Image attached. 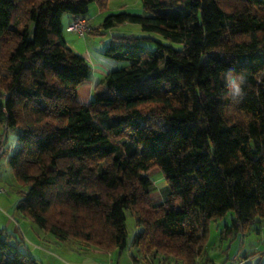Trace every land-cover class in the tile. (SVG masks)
<instances>
[{
	"label": "trees",
	"instance_id": "trees-1",
	"mask_svg": "<svg viewBox=\"0 0 264 264\" xmlns=\"http://www.w3.org/2000/svg\"><path fill=\"white\" fill-rule=\"evenodd\" d=\"M140 1L141 13L104 15L99 27L143 34H111L104 55L125 64L82 102L91 66L67 44L64 17L89 19L107 0H0V144L22 187L15 210L81 249L212 264L209 222L234 213L224 239L264 221V0ZM228 70L243 74L242 97L228 95ZM126 210L139 228L130 241ZM22 242L0 227V264H38Z\"/></svg>",
	"mask_w": 264,
	"mask_h": 264
},
{
	"label": "rangeland",
	"instance_id": "rangeland-1",
	"mask_svg": "<svg viewBox=\"0 0 264 264\" xmlns=\"http://www.w3.org/2000/svg\"><path fill=\"white\" fill-rule=\"evenodd\" d=\"M141 9V1L140 0H107L105 10L101 12V16L97 17V12H100L97 5L95 3H91L89 5V11L88 15L89 17H92V24L94 26H98L101 24L102 19L105 14L108 13H117L121 11H130V12H138V10ZM123 26V25H117V27H111V28H103L99 27V31L95 33L89 34V42L91 50L96 51L99 50L98 42L100 40L106 42L103 45V49L101 50V55L104 57V50L107 45V39L109 36H111L112 33H130L134 35H140L143 34L140 30V27L138 24H129ZM88 34V33H87ZM160 40L168 43L161 37H158ZM101 44V43H100ZM150 48H152V45H149ZM112 62H117L119 66L124 65L125 62L121 61H115L113 59H110ZM116 63V64H117ZM12 138H14L16 135L14 132H10ZM9 143H11L9 141ZM4 157V156H3ZM2 157V159H3ZM1 165L5 170L4 172V179H5V191L0 193L1 196H18V191L22 189L21 185H18L16 181L14 180V177L12 173L9 171L8 165L2 162ZM11 174V175H10ZM146 175L154 180L156 189L160 190V192H155L152 194L154 201H157V199L160 198L162 194V190L164 189V186L166 185V182L164 181V178L162 174L159 172L157 167H152L146 172ZM10 176L12 178H10ZM18 190V191H17ZM126 219H125V227L128 231L129 237L128 240L132 238L134 233H136L139 228H137L134 217L132 216L131 212L129 210H126ZM234 218V213L232 211H228L226 215H224L221 218H217L209 222L208 225V236L206 237V248H205V255L208 256L212 264H228L230 261V257L234 254H237L238 257L244 261L243 264H264V221L255 219L252 221L246 232L244 233H238L233 238H220L221 231L225 228V225H230L232 222V219ZM42 231V230H41ZM44 232V231H42ZM49 236H52L50 233H47ZM63 246H51V252L50 253H41L40 256L37 254V252L32 251V247H30L31 255L35 258H37L38 264H52L55 262L53 251L54 249L66 252L69 251V245L68 243L63 242ZM66 244V245H65ZM76 245V244H75ZM78 246V245H77ZM22 250L24 248H21ZM68 249V250H67ZM245 255V256H243ZM143 256H147V259ZM138 259L140 262L137 264H180L177 263L173 258H164L161 255H158L157 257L153 258L150 254L142 255L141 251L137 250L134 247H127L120 258L121 264H129L132 262V258ZM204 256L199 257L198 264H204L203 263ZM128 261V263L126 262ZM205 264H209L206 262Z\"/></svg>",
	"mask_w": 264,
	"mask_h": 264
},
{
	"label": "crops",
	"instance_id": "crops-1",
	"mask_svg": "<svg viewBox=\"0 0 264 264\" xmlns=\"http://www.w3.org/2000/svg\"><path fill=\"white\" fill-rule=\"evenodd\" d=\"M141 9L135 13H141ZM101 16V12H97V17ZM64 30L63 34L67 44L75 51L80 53L84 56L87 63L91 66V76L81 82L77 87V95L80 101L88 102L92 96V90L95 84L102 79L106 73L119 66L117 62H112L106 55L103 57L101 54V50L103 49L104 41L100 40L98 42L99 50L96 51L91 50L89 42V32L85 36H79L75 33L69 32L66 30V25L68 22L69 17H64ZM92 28L96 27L92 24V17L90 16L88 19ZM126 26L127 23L120 24V26ZM117 27V26H114ZM124 33V32H121ZM113 34V33H112ZM110 38V36H109ZM107 39V42L109 40ZM101 43V44H100ZM117 63V64H116ZM7 145L9 146L8 154L13 153L17 147V143L15 137L12 138L11 133L8 134L7 137ZM9 141L11 143H9ZM5 163V156L3 159H0V184L5 188V179H4V172L5 168L1 165ZM7 165V164H6ZM10 171V169H9ZM11 173V171H10ZM11 175V174H10ZM10 178H12L10 176ZM15 180V179H14ZM18 184V183H17ZM19 185V184H18ZM6 190V189H5ZM18 191V190H17ZM19 192V191H18ZM155 192H160V190L156 189ZM18 196H1L0 194V227L4 228L8 232L12 233L17 239L22 240L21 248L23 250L28 251L30 254V247H32V251L37 252L40 256L42 253H50L51 246H63V242L68 243L70 246L68 249L69 251L62 252L59 250L53 251L54 261L52 264H94L98 261H110L112 264H121L120 258L122 256V252L118 251H105L98 248H88V249H81L77 246V243L72 240L67 241H59L57 240L52 234L49 236L47 232H42L40 229L36 227L34 222L22 215L21 213L15 210L16 201L19 198ZM162 199V194L157 201ZM76 244V245H75ZM66 245V244H65ZM67 249V250H68ZM147 259V257H145ZM128 263V261H126ZM140 261L136 258H132V262L129 264H137ZM51 264V263H50ZM147 264V263H146Z\"/></svg>",
	"mask_w": 264,
	"mask_h": 264
},
{
	"label": "built area",
	"instance_id": "built-area-1",
	"mask_svg": "<svg viewBox=\"0 0 264 264\" xmlns=\"http://www.w3.org/2000/svg\"><path fill=\"white\" fill-rule=\"evenodd\" d=\"M66 30L75 33L79 36H85L91 30V25L88 19L80 16L72 17L66 25ZM5 149L4 144H0V159L1 155ZM5 188L0 184V193L4 192ZM244 261L241 260L237 254L230 257L228 264H243ZM94 264H112L110 261H98Z\"/></svg>",
	"mask_w": 264,
	"mask_h": 264
},
{
	"label": "clouds",
	"instance_id": "clouds-1",
	"mask_svg": "<svg viewBox=\"0 0 264 264\" xmlns=\"http://www.w3.org/2000/svg\"><path fill=\"white\" fill-rule=\"evenodd\" d=\"M227 93L232 98L242 97L244 95L242 85L245 83L243 74H236L233 70H228L225 74Z\"/></svg>",
	"mask_w": 264,
	"mask_h": 264
}]
</instances>
